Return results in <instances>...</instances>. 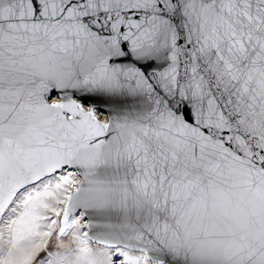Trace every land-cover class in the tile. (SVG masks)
<instances>
[{"label":"snow or ice","instance_id":"obj_1","mask_svg":"<svg viewBox=\"0 0 264 264\" xmlns=\"http://www.w3.org/2000/svg\"><path fill=\"white\" fill-rule=\"evenodd\" d=\"M0 264H264V0H0Z\"/></svg>","mask_w":264,"mask_h":264}]
</instances>
